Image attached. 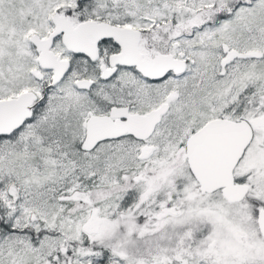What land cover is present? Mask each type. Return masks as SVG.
<instances>
[{
    "label": "snow or ice",
    "instance_id": "obj_1",
    "mask_svg": "<svg viewBox=\"0 0 264 264\" xmlns=\"http://www.w3.org/2000/svg\"><path fill=\"white\" fill-rule=\"evenodd\" d=\"M0 264H264V0H0Z\"/></svg>",
    "mask_w": 264,
    "mask_h": 264
}]
</instances>
